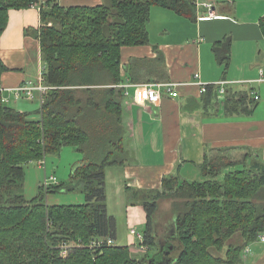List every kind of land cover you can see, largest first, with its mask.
I'll return each instance as SVG.
<instances>
[{
  "label": "trees",
  "instance_id": "trees-1",
  "mask_svg": "<svg viewBox=\"0 0 264 264\" xmlns=\"http://www.w3.org/2000/svg\"><path fill=\"white\" fill-rule=\"evenodd\" d=\"M34 3L41 9L42 25L27 29L26 34L40 40L45 84L50 88L39 119L5 103L0 91V264H142L129 246L75 247L62 257L59 245L89 244L97 237L116 239L117 219L107 206L105 169L133 160L120 86L121 50L150 42L148 23L154 5L192 17L195 0H105L95 6L70 7L57 0H0V41L9 9ZM260 23L264 33V16ZM225 41L227 45L230 38ZM221 43L214 46L215 54L220 63H227L229 50L219 48ZM7 69L0 56V81ZM205 94L207 101L215 100L229 113L247 112L248 106L256 105L246 94L220 99L214 85ZM67 145L84 153L72 177L86 201L48 205L43 187L28 199L23 192L26 165ZM232 162L226 154L207 150L202 180L166 176L161 191L144 195L148 223L142 244L146 256L155 257L157 263L152 264H164L159 262L163 255L166 264H246L244 250L264 234V162L258 159L249 167L224 173ZM163 196L182 200L175 205L173 252L167 247L171 244L161 250L155 236L153 216ZM237 233L242 242H229ZM151 249L158 251L149 256ZM213 249H224V255H215Z\"/></svg>",
  "mask_w": 264,
  "mask_h": 264
},
{
  "label": "crops",
  "instance_id": "crops-1",
  "mask_svg": "<svg viewBox=\"0 0 264 264\" xmlns=\"http://www.w3.org/2000/svg\"><path fill=\"white\" fill-rule=\"evenodd\" d=\"M57 1L70 7L95 6L105 0ZM213 2V16L205 15L204 7L196 6L195 14L188 17L154 5L148 23L150 42L122 47L121 74L126 85L123 86L124 121L129 132L127 147L133 160L108 167H119L115 169L120 187L124 185L136 198L143 200L144 195L161 191L166 176H177L181 181L202 180L201 164L207 150L230 155L233 164L227 169H235L236 163H240L234 157L243 156L242 161L246 159V162L255 157L252 163L264 158V33L260 23L264 0ZM41 25L39 5L10 8L8 25L0 41V56L8 68L1 75V92L14 103L13 107L29 114L40 112L44 94L36 91L33 99L15 100L12 89L40 82L45 65L41 43L33 34H26V30ZM227 38L230 42L225 45ZM221 41L219 48L229 50L227 63H220L215 54L214 46ZM149 81L176 83L180 95L176 98L167 95L160 105L134 102L139 90L133 84ZM200 81L210 85L225 82L226 94H246L248 101L255 100L256 105L248 106L247 112L239 109L229 113L215 100L207 101V94L200 91ZM214 89L219 92L218 85ZM36 97L41 101L39 105L35 104ZM250 109L253 111L249 112ZM30 117L39 119L41 114ZM25 183L26 177L24 187ZM175 220L176 214H171L169 224L173 225ZM154 229L162 243L158 245L175 246L174 226H169L163 235L155 226ZM259 244L252 247L250 243L244 250L246 264H264V242ZM127 246L131 252L137 248L132 244Z\"/></svg>",
  "mask_w": 264,
  "mask_h": 264
},
{
  "label": "rangeland",
  "instance_id": "rangeland-1",
  "mask_svg": "<svg viewBox=\"0 0 264 264\" xmlns=\"http://www.w3.org/2000/svg\"><path fill=\"white\" fill-rule=\"evenodd\" d=\"M36 100H38V103L35 102V104L39 105V103L41 102L39 97H36ZM8 105L14 106V103L10 101ZM40 114V112L33 111L31 112L30 116L32 115L36 118V116L39 117ZM83 157L84 153L80 151L77 146L72 145L63 146L59 153L47 154L44 157V166L47 169L46 174L48 176L54 175L57 178L56 183L54 184V186H58L56 189H54L53 187L45 189L44 166H42L38 162L28 163L26 165V183L25 187L23 186L25 195L29 199H32L39 194L40 187H43L45 195L44 201L48 205H68L84 203L86 201V194L83 190H81L80 187L76 186L78 181L72 177L74 166L80 164ZM230 158L232 159L231 156ZM234 158H236L237 161L240 162L236 163L235 169H240L246 166L249 167L252 164L253 159H255V157H250L246 162V159L242 161V159L244 158L243 156ZM261 160L264 162V158H262ZM115 168L119 167L107 166L105 170L107 206L109 212L113 214L117 219V239L115 240L116 244L125 246L130 244H132V246L135 245L137 248L132 249V252L130 251L131 255L139 260L144 257L148 259V257L146 256V251L139 248L141 245L140 238L130 232L131 228H134L137 232L142 234L147 228L148 220L147 211L144 207V201L138 196L136 198L133 194H131V191L125 189L124 185L123 187H120L121 183L117 171L118 169ZM231 169H234V167L224 170V173ZM224 173L221 175H224ZM221 175L218 176V179L223 178L221 177ZM181 201V199L174 198L172 196H163L158 200V212L156 210V216L153 217V223L161 235L166 232L169 226L175 227V222L173 223V225L169 224V218H171V214H176L177 211L175 210V205L177 202L180 203ZM170 204L171 207L169 208ZM160 240L162 241V238H160ZM240 240L241 235L240 233H237L232 237V239H230L229 242L237 244L240 242ZM258 240H256V242H252L251 246L253 247L254 245H260L259 242L261 240ZM157 251V249L154 251H149L148 255L152 256ZM212 251L215 255H224V249L222 251L213 249Z\"/></svg>",
  "mask_w": 264,
  "mask_h": 264
},
{
  "label": "built area",
  "instance_id": "built-area-1",
  "mask_svg": "<svg viewBox=\"0 0 264 264\" xmlns=\"http://www.w3.org/2000/svg\"><path fill=\"white\" fill-rule=\"evenodd\" d=\"M196 6L197 7H204L206 8V14L208 16H213L215 15L214 12V2L213 0H195ZM32 6H38L37 3L32 4ZM45 70H46V66L44 65L42 68V73H41V79L39 84H32V83H25V84H21L18 87H15L12 89V93L13 96L15 98V100L26 97L29 99H33L35 97V92L39 91L42 94H45L47 92V90L50 88L48 85L45 84ZM196 77H199V74L195 75ZM225 82H218V83H214L211 85H218L219 86V92H218V96L220 99H224L225 95H226V88H225ZM134 86L138 87L139 90V94L138 95H134L133 101L134 102H138L140 104H153V105H160L164 99L165 96H170L172 98H176L179 97L180 92L178 90L179 85L173 82H156V81H149V82H144V83H135L133 84ZM210 84L208 83H203L200 81V91L201 93H206L208 90V86ZM120 86H126L121 84ZM0 91H2V89L0 88ZM128 93V92H127ZM256 98H260V96L258 94H256ZM3 101L5 103H9L10 102V98L3 96ZM45 157V156H44ZM44 157L39 160V163L44 166L45 164V159ZM45 169V189H49L50 187H52L55 183H56V176L51 175L48 176L47 173V169L44 166ZM130 232L133 235H136L140 238L141 240V246L140 248L144 251H147V247L144 246L142 244L143 242V233H139L137 232L134 228H132L130 230ZM262 242H264V234H260L259 238ZM106 245H116L115 240L111 239V238H103V237H97V238H93L89 244H84L82 242H62L59 245L60 248V255L62 257H66L69 254V251L72 248L75 247H90L93 249H101Z\"/></svg>",
  "mask_w": 264,
  "mask_h": 264
},
{
  "label": "water",
  "instance_id": "water-1",
  "mask_svg": "<svg viewBox=\"0 0 264 264\" xmlns=\"http://www.w3.org/2000/svg\"><path fill=\"white\" fill-rule=\"evenodd\" d=\"M161 248H162L161 250L164 249L163 247H161ZM172 248H173V245H169V246H168V250H171ZM165 260H166L165 255H163V256H162V260L159 261V262H160V263H164V264H166L168 261H165ZM144 261H145V258L141 260V263L143 264ZM148 262H149L150 264H152V263H157V261H156V259H155L154 256L151 257V258L148 260Z\"/></svg>",
  "mask_w": 264,
  "mask_h": 264
}]
</instances>
